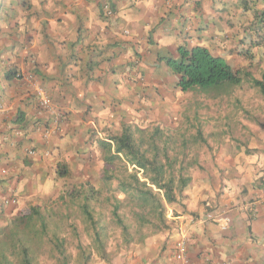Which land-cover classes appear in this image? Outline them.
I'll return each mask as SVG.
<instances>
[{"label": "crops", "instance_id": "1", "mask_svg": "<svg viewBox=\"0 0 264 264\" xmlns=\"http://www.w3.org/2000/svg\"><path fill=\"white\" fill-rule=\"evenodd\" d=\"M259 1L9 0L0 6V213L28 212L61 192L63 167L71 176L100 177L99 142L122 126L146 130L171 122L172 99L185 93L165 59H177L179 47H205L233 70L238 57L244 67L241 19L254 16ZM16 72L28 79L16 80ZM40 89L52 111L41 106ZM254 161L226 177L217 200L214 178L194 176L183 200L169 208V229L98 264H182L176 253L183 235L190 240L189 264H264V152ZM209 207L232 209L229 231L200 221Z\"/></svg>", "mask_w": 264, "mask_h": 264}, {"label": "rangeland", "instance_id": "2", "mask_svg": "<svg viewBox=\"0 0 264 264\" xmlns=\"http://www.w3.org/2000/svg\"><path fill=\"white\" fill-rule=\"evenodd\" d=\"M263 9L264 3L259 1V11ZM234 20L236 22L237 18L234 17ZM241 21L242 32L245 31L247 36L245 41L250 44V40H258V37L250 34L254 16L248 13ZM234 33L235 30L231 29L230 34ZM236 40H239V36ZM249 44H244L245 47L241 49L244 53L247 49L251 50L246 51L249 53L242 61L244 67H241L238 57L233 58V67L242 71V75L247 72L252 77L261 79L264 73V41L259 47L250 48ZM211 91L195 90L185 93L183 97L176 96L172 99L174 103L169 114L172 121L167 120L165 127H157L156 122H153L150 124L153 126L147 127L146 131L152 133L155 129L162 130V140L158 141V145L160 148L165 147L169 156L175 159L177 176L182 174L193 181L194 176L207 173L210 178H214L212 186L216 189L213 188L214 196L211 198L217 200L224 194L226 177L239 172L238 167L249 165V159L255 160L253 164L256 160L259 162V153L264 152V97L247 78L240 86L232 88L228 96L213 98ZM99 151L100 163H97V170L103 166L100 177L84 179L69 174L68 178H65L59 174L63 179V184L58 187L61 192L56 195L51 193L39 206L41 213L46 217L47 236H34L30 241L33 264H59L56 241L64 242L67 254L71 257L70 264L109 263L119 254L139 244L136 242V235L135 242L127 244L122 230L115 223L112 215L114 200H124L125 196L118 191L117 181L110 184L103 181L105 163L103 152L101 149ZM181 168L182 172L179 173ZM89 187L101 193L98 198L89 201V206L98 228L102 229L101 237L107 252L105 259L101 257L95 244V231L82 211L83 199L73 201L70 197V193L79 194L83 188L88 190ZM181 197L183 198V195ZM120 213L132 226L131 233L135 234L136 224L130 208L123 205ZM169 214L170 209L168 219ZM17 218L24 224L30 218V213L1 212L0 235L8 232ZM79 246H82L84 254ZM11 259L14 264H21L20 257Z\"/></svg>", "mask_w": 264, "mask_h": 264}, {"label": "trees", "instance_id": "3", "mask_svg": "<svg viewBox=\"0 0 264 264\" xmlns=\"http://www.w3.org/2000/svg\"><path fill=\"white\" fill-rule=\"evenodd\" d=\"M13 1L11 0V5ZM7 2L9 0H0V6L6 5ZM250 34L259 39H254V42L250 40L249 44L244 38L242 49L248 44L250 48L262 45L264 9L254 13ZM246 51L245 53L243 50L240 51L242 56H247L249 52ZM178 53L177 59L168 58L165 62L179 77L176 85L179 91L188 93L195 90H212L211 97L219 98L230 95L231 89L240 86L247 78L264 97V73L261 79H256L247 72L242 75V71L233 70L225 58L215 56L205 47L190 49L182 46L179 47ZM161 132L162 130L155 129L149 133L140 128L124 125L119 134L110 135L99 142L105 163L103 181L106 184L117 181L118 191L125 196L124 200L115 198L112 215L115 223L122 230L127 244L135 242V235L138 236L136 242L142 243L147 238L169 229L168 210L183 200L182 192L192 182L190 177L176 175L175 159L169 156L165 147L160 148L158 145V141L162 140L163 136ZM60 172L63 177L69 175L66 167ZM181 172L182 168L179 173ZM100 195V192L90 187L88 190L83 188L79 194L70 193L73 201L78 198L83 199L82 211L95 231V244L101 257L105 259L107 252L101 237L102 229L98 228L89 206V201ZM123 205L130 208L132 219L136 224L135 234L131 233L132 226L120 213ZM29 213L30 218L26 223L23 224L17 218L8 232L0 235V264H14L12 257H20L21 264L34 263L30 241L34 236H47V222L40 207H32ZM55 248L59 264H70L71 257L67 254L64 242L56 241ZM79 249L83 252L82 246H79Z\"/></svg>", "mask_w": 264, "mask_h": 264}, {"label": "built area", "instance_id": "4", "mask_svg": "<svg viewBox=\"0 0 264 264\" xmlns=\"http://www.w3.org/2000/svg\"><path fill=\"white\" fill-rule=\"evenodd\" d=\"M105 12L107 17H112L114 15L113 10L110 9L109 6H105ZM15 79L16 80H27L25 76H23L22 73H16L15 74ZM39 94L43 96L41 106L46 108L47 110L52 111V103L49 97L44 95V92L42 89L39 90ZM49 130L45 129L44 131V136L49 135ZM6 204H14V200H6ZM254 210V208H253ZM231 208H225L221 210H213L210 212H207L204 216L200 218V221L205 223V222H213L216 223L217 226L219 227L221 232H227L230 230L233 220L231 217ZM189 238L186 235H183L178 243V248H177V253H176V259L181 262L182 264H189V259H188V246H189Z\"/></svg>", "mask_w": 264, "mask_h": 264}, {"label": "clouds", "instance_id": "5", "mask_svg": "<svg viewBox=\"0 0 264 264\" xmlns=\"http://www.w3.org/2000/svg\"><path fill=\"white\" fill-rule=\"evenodd\" d=\"M16 73H17V72H16ZM16 73H15V74H16ZM18 73H20V72H18ZM15 74H14V78H15ZM23 76H24V75H23Z\"/></svg>", "mask_w": 264, "mask_h": 264}]
</instances>
